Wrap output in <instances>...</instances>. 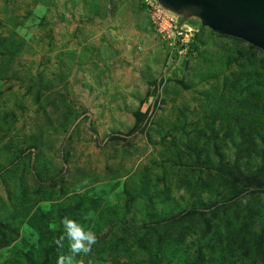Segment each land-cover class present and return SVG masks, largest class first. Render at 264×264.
<instances>
[{
	"label": "rangeland",
	"instance_id": "1",
	"mask_svg": "<svg viewBox=\"0 0 264 264\" xmlns=\"http://www.w3.org/2000/svg\"><path fill=\"white\" fill-rule=\"evenodd\" d=\"M183 14L167 36L144 0H0V264L65 216L97 236L84 264H264V58Z\"/></svg>",
	"mask_w": 264,
	"mask_h": 264
},
{
	"label": "water",
	"instance_id": "2",
	"mask_svg": "<svg viewBox=\"0 0 264 264\" xmlns=\"http://www.w3.org/2000/svg\"><path fill=\"white\" fill-rule=\"evenodd\" d=\"M165 9L181 16L192 10L201 24L259 48L264 53V0H156Z\"/></svg>",
	"mask_w": 264,
	"mask_h": 264
},
{
	"label": "trees",
	"instance_id": "3",
	"mask_svg": "<svg viewBox=\"0 0 264 264\" xmlns=\"http://www.w3.org/2000/svg\"><path fill=\"white\" fill-rule=\"evenodd\" d=\"M220 36H226V37H230L232 39H235L236 41H240V42H245L242 39H238L232 36H228V35H220ZM246 43V42H245ZM247 48H249L252 51H256L262 58H264V53L257 47L246 43ZM145 114L142 113H138L137 114V125L139 126V122L140 119H142V117ZM226 207V205L221 204L220 206H216L215 210H213V215L219 210V209H224ZM196 215V217L198 218V220H200L201 225L204 227V229L202 230V236H205L206 234H208V232H210L211 230V225L209 224V220L208 218H205L204 213L202 211H196V210H191V211H187L185 212V214L182 217H179L178 220H182L183 218H186L189 215ZM225 229L222 231V240H220V247L223 246H228V251L230 254V249H235L236 251H238L240 254L239 255H243L245 257H252V261L254 262L256 260V257H253V252H254V248L256 249V253H260L261 249L259 250V246L261 243L260 238H256L255 235H257L256 233H254V231H249L247 229V223H238V225H235L233 223V221L229 220V219H225ZM164 226V225H163ZM13 230H10L9 233H12ZM41 233V231L39 232ZM11 240L10 238H7V235L3 233V236L0 239V247L7 245ZM19 245V244H17ZM60 247L56 244L55 241H52V244H45L44 246H40V248H37V253H39L38 256V260L36 262H34L33 264H53L56 262L57 260V251L59 252ZM251 249V252L249 253V250ZM263 251V249H262ZM60 253V252H59ZM211 259H213V257L211 256ZM206 259L202 253V250L199 248L198 250V255L196 258V262L195 264H205Z\"/></svg>",
	"mask_w": 264,
	"mask_h": 264
},
{
	"label": "clouds",
	"instance_id": "4",
	"mask_svg": "<svg viewBox=\"0 0 264 264\" xmlns=\"http://www.w3.org/2000/svg\"><path fill=\"white\" fill-rule=\"evenodd\" d=\"M63 227V235L56 241L62 249L63 241H68V252L58 254L56 264H84L83 259L77 257H87L92 252L93 246L97 243V236L91 229H86L81 223L65 216L60 221Z\"/></svg>",
	"mask_w": 264,
	"mask_h": 264
},
{
	"label": "built area",
	"instance_id": "5",
	"mask_svg": "<svg viewBox=\"0 0 264 264\" xmlns=\"http://www.w3.org/2000/svg\"><path fill=\"white\" fill-rule=\"evenodd\" d=\"M148 4V11L154 24V27L159 33L170 36L174 32L179 35L182 31L188 32L190 28L185 29V23H181L179 16L164 7H162L156 0H144ZM187 35V34H185Z\"/></svg>",
	"mask_w": 264,
	"mask_h": 264
}]
</instances>
